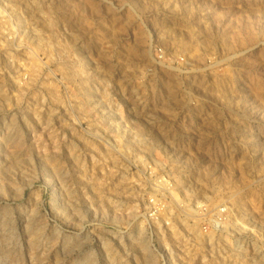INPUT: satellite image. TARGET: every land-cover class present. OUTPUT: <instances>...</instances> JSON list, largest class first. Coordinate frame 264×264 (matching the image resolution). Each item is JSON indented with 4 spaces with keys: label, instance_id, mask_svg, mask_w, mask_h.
I'll return each mask as SVG.
<instances>
[{
    "label": "rangeland",
    "instance_id": "rangeland-1",
    "mask_svg": "<svg viewBox=\"0 0 264 264\" xmlns=\"http://www.w3.org/2000/svg\"><path fill=\"white\" fill-rule=\"evenodd\" d=\"M0 264H264V0H0Z\"/></svg>",
    "mask_w": 264,
    "mask_h": 264
}]
</instances>
